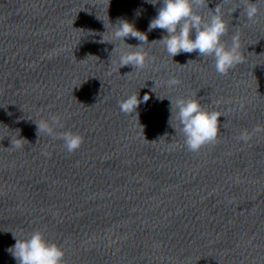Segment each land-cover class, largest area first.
Returning a JSON list of instances; mask_svg holds the SVG:
<instances>
[{
	"label": "water",
	"instance_id": "water-1",
	"mask_svg": "<svg viewBox=\"0 0 264 264\" xmlns=\"http://www.w3.org/2000/svg\"><path fill=\"white\" fill-rule=\"evenodd\" d=\"M253 2L254 22L241 0L202 9L221 7L229 45L240 35L245 60L221 75L198 52L170 57L166 31H148L162 0H0V264H18L9 249L35 230L65 264H264V0ZM121 20L147 35L142 70H117ZM132 94L150 99L127 115L118 101ZM188 97L223 115L198 152L171 112ZM53 114L58 132L84 137L74 153L38 136Z\"/></svg>",
	"mask_w": 264,
	"mask_h": 264
},
{
	"label": "clouds",
	"instance_id": "clouds-1",
	"mask_svg": "<svg viewBox=\"0 0 264 264\" xmlns=\"http://www.w3.org/2000/svg\"><path fill=\"white\" fill-rule=\"evenodd\" d=\"M149 2L155 5L160 3V0H155V3L152 0ZM223 2L226 0H222ZM241 2L247 20L254 22L259 14L257 4L253 0H241ZM204 7H208L207 0H162L158 15L150 21L148 31L154 29L166 31L167 35L160 42L170 57L181 53L198 52L201 57H212L217 73L227 75L231 69L245 60L240 50V35L238 32L235 33L230 45L225 42L223 37L229 32V22L224 19L221 7L217 5L207 18L202 14ZM193 31L195 38H193ZM112 37L113 40L122 41L128 46L127 50L120 51L118 71L125 66H131L134 70H142L146 67L150 58L141 47L148 43L146 33L137 30L134 24L121 20L114 26ZM126 37L136 38L142 43L138 46L129 45L125 43ZM102 42H104L103 37ZM181 83L176 77H170L166 81L169 87ZM149 99L148 94L144 95L143 101L139 95L132 94L118 101V107L122 113L132 115L141 102L146 103ZM170 101L171 112L173 114V107H175V117L180 125L179 131L189 151L198 152L204 146L217 142L220 133L219 118L223 116L220 112L208 111L197 98H178L174 102ZM35 123L38 136L43 133L54 140H62L68 153L77 151L84 142V137L79 133H73L70 130L57 131L64 128L62 118L58 114H53L48 119H40ZM259 130L261 129L258 127L256 131ZM250 138L247 130L242 131L238 137L244 142ZM24 141L27 140L17 138L11 141V147L20 149ZM9 251L18 264H65V251L62 246L47 240L39 230L33 231L27 238H16V243Z\"/></svg>",
	"mask_w": 264,
	"mask_h": 264
}]
</instances>
